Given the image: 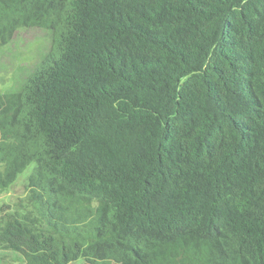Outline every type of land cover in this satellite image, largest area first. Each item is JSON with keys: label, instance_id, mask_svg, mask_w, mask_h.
<instances>
[{"label": "trees", "instance_id": "16d2710c", "mask_svg": "<svg viewBox=\"0 0 264 264\" xmlns=\"http://www.w3.org/2000/svg\"><path fill=\"white\" fill-rule=\"evenodd\" d=\"M31 27L52 50L0 93V193L31 169L0 245L264 264V0H0V48Z\"/></svg>", "mask_w": 264, "mask_h": 264}, {"label": "rangeland", "instance_id": "374dc122", "mask_svg": "<svg viewBox=\"0 0 264 264\" xmlns=\"http://www.w3.org/2000/svg\"><path fill=\"white\" fill-rule=\"evenodd\" d=\"M52 39V33L46 28H23L8 45L0 48V93L22 87L43 59L51 55ZM30 172L28 169L22 173L10 188L0 193V222L9 214L29 209L27 184ZM0 264H26V260L19 252L0 245Z\"/></svg>", "mask_w": 264, "mask_h": 264}]
</instances>
